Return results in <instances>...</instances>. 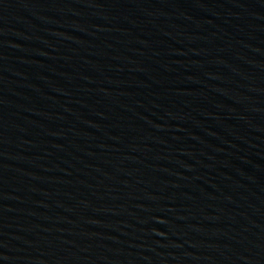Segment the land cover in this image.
Instances as JSON below:
<instances>
[{"label":"water","instance_id":"1","mask_svg":"<svg viewBox=\"0 0 264 264\" xmlns=\"http://www.w3.org/2000/svg\"><path fill=\"white\" fill-rule=\"evenodd\" d=\"M0 264H264V0H0Z\"/></svg>","mask_w":264,"mask_h":264}]
</instances>
